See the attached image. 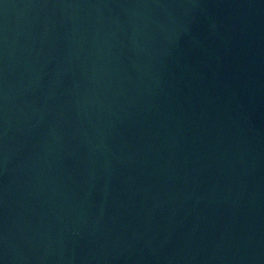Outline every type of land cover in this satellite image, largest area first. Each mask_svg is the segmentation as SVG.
Masks as SVG:
<instances>
[{
    "label": "water",
    "instance_id": "obj_1",
    "mask_svg": "<svg viewBox=\"0 0 264 264\" xmlns=\"http://www.w3.org/2000/svg\"><path fill=\"white\" fill-rule=\"evenodd\" d=\"M0 264H264V0H0Z\"/></svg>",
    "mask_w": 264,
    "mask_h": 264
}]
</instances>
